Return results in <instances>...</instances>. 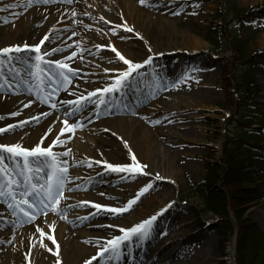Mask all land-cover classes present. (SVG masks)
Instances as JSON below:
<instances>
[{"label":"rangeland","instance_id":"rangeland-1","mask_svg":"<svg viewBox=\"0 0 264 264\" xmlns=\"http://www.w3.org/2000/svg\"><path fill=\"white\" fill-rule=\"evenodd\" d=\"M117 2L118 0H73L69 4L62 0H51L50 3L44 4L30 3L29 0H0V8L4 9L0 11V48L9 47L12 43L19 45L21 41L34 46L39 39L47 36L48 39L41 45V49L50 51L60 48L62 51L45 59L63 60L66 55L77 53L71 60L64 61L70 68L77 70L75 76L69 73L72 83L67 89L61 86L53 92L57 85L52 84L47 76L43 77L44 82L40 87L44 89L45 94L52 93L51 102L57 104L55 109L51 108L50 104H41L37 99L36 82L29 74L33 52L24 51L18 54L22 58H28L27 63L14 64V68L20 73L19 76L15 75L7 64L0 68V95L4 96L0 115H6L8 102L11 100L26 102L35 112L43 110L34 117L38 119L29 118L19 123L22 126L6 131L0 137V142L4 144L20 143L25 147H34L40 143L41 135L47 132L50 126L52 130L60 131L61 127H64V112L72 107L61 102L66 100V94L71 87L76 86L80 91H86L88 88L91 92L97 88L103 89L113 82L112 78L116 77L120 70L127 67L116 57L112 48L136 63L142 62L149 55L153 56L152 64L141 68L139 75L133 74L134 79L124 88L118 92L104 94L105 103L100 104L99 108L96 104L100 103L98 97L101 93H97V96L74 117H68L69 123L78 121L81 126L61 135L60 138L66 143L53 148L57 153L71 150L69 156L60 157L68 162L69 180L65 185L67 199H62L59 205L64 214L53 213L49 209L47 214L37 213L36 219L28 223L23 213L17 212L14 216L12 210L7 209V202H11L9 198H0V206L8 210L6 213L8 212L10 219L8 224L0 225V235L6 238V241L0 242V246H9L10 234L22 227L40 222L51 229L50 220L57 219L64 227H71L76 234H103L104 237L92 241V255L95 256L99 246L105 243L106 239L121 234L119 227L130 228L141 219L149 218L171 204V207H167L153 222L150 237L138 247H132V256L139 257L140 261L149 262L161 257V264H185L181 251L189 252L194 249L201 253L212 252L214 260L210 264H235L229 254L228 258H222L221 255V252L228 253L232 236L227 242L220 240L210 227L217 216L203 211V181L207 174L212 177L214 170V167L209 168L207 163L220 165L222 150L228 140L227 135L233 140L242 137L244 129L238 121L239 104L244 87L248 83L251 87H257L251 102L252 110L256 107L254 110L264 116V0H148L144 5L138 0H127L131 6L129 12L135 5L144 8L140 15L141 27L136 28V31L133 24L125 21L122 14L118 13L120 8L118 10ZM79 4L87 9L88 15L80 13L72 19V24L45 29L49 11L55 14L68 13ZM96 11L104 18L105 22L102 24L92 22ZM176 12L179 14H174ZM193 12L195 14H192ZM43 13H46L45 18L29 26L31 20H37ZM162 14L166 16L167 22L162 21ZM125 25H129L127 27L133 31H127ZM213 27L217 32L212 30ZM26 28L30 36L23 39ZM186 33L195 36L199 42H189ZM231 36L234 38L232 42ZM209 38L217 42L215 48L208 41ZM237 40L241 42V48L236 46ZM149 48L152 49L151 52L148 51ZM239 50H243L244 57H241ZM254 51V59L248 65L245 59ZM3 59L4 57L0 56V60ZM54 67L55 65H52V69ZM81 69H97L99 72L95 78H90ZM105 69L109 71L105 72ZM46 71L51 74V69L46 67ZM29 88L32 90L29 91ZM204 90L211 91L206 93L207 99L201 96ZM172 99L179 104L178 109L172 112L177 117V123L165 128H187L191 134L190 138H176L181 142L180 146L185 148L183 152L178 151V145H166L164 151L166 162L177 166L178 183L156 181L151 174L144 176L140 172L128 174L107 171L105 164L96 163L100 160L113 165H123L127 151L123 138L117 135L115 127L125 125L124 123L136 124L137 121H144L146 126H151L153 122L148 119L153 114V105L160 100L168 103ZM20 107L17 104L12 112H18V115L7 114L9 121L23 118L25 109ZM45 112L51 114L45 116ZM260 119L264 121V117ZM256 126L251 125L253 128ZM99 130L101 139L99 145L95 146L93 140L87 136L94 135ZM247 131L250 135H255V131ZM125 132L127 133V130ZM261 132L264 135V128ZM69 136L71 139H68ZM159 139H162L163 143L166 138ZM255 144L262 145L263 148L251 146ZM41 146L48 145L43 143ZM231 146L238 156H245L247 150H250L251 171L254 175L251 184L264 194V136L255 142L243 144L238 141ZM190 160L196 167L194 172L186 166L185 161ZM6 163L9 171L16 169L12 161ZM89 163L92 164L91 167L88 166ZM259 163L263 165L261 171L258 169ZM47 171L45 167L40 175L45 176ZM13 175L15 176L16 172H13ZM16 178L20 179L18 176ZM148 182H152L154 188L145 194L132 210L118 216L104 210L93 215L97 209L91 204L81 205V202L91 201L109 207L123 206ZM220 184L221 182H216L217 186ZM69 188L72 189L71 192L68 191ZM102 193L104 195H101ZM84 217L88 218L83 219ZM137 217H141L136 220L140 221L134 222ZM244 217L256 223L264 233V199L253 202L245 211ZM230 219L236 227L234 216H230ZM91 226L98 231L92 230ZM43 239L49 242L48 236L38 232L36 244H41ZM35 253L34 250L32 256L30 255L31 259ZM119 262L122 263L121 260Z\"/></svg>","mask_w":264,"mask_h":264},{"label":"snow or ice","instance_id":"snow-or-ice-1","mask_svg":"<svg viewBox=\"0 0 264 264\" xmlns=\"http://www.w3.org/2000/svg\"><path fill=\"white\" fill-rule=\"evenodd\" d=\"M29 2L48 4L51 0H29ZM62 2L70 4L73 0H62ZM139 3L144 5L145 0H139ZM3 10V8H0V11ZM174 14L178 15L179 13L176 12ZM192 14L195 13L193 12ZM73 15H76L75 11H73ZM84 15H88V13L85 12ZM101 19H103V17H101ZM117 27H119V25H117ZM125 28L129 32L133 31L131 28H128L127 25H125ZM73 35H75V33H73ZM137 35L139 34L137 33ZM47 39L48 37L45 36L44 39H41L40 42L34 46L24 44L23 46L15 45L0 48V56L4 57L3 60H0V68L7 64V66L15 72V75L19 76L20 73L19 71H16L14 64L17 62L27 63L28 58H22L21 55L18 54H22L24 51L33 52L34 56L30 58L33 63L30 65L31 71L29 74L36 82L37 99L41 104H50L51 108L55 109L57 104L56 102H51L52 93L45 94L44 89L40 87V85L44 82L43 77L47 76L48 80L51 81L52 84L57 85V88L52 90L53 92H56L61 86L67 89V86L72 83L69 73H71V76H75L77 70L70 68L64 61L71 60L77 55V53L73 52L70 56L65 57L63 60L52 61L50 59H45V57H51L54 53L62 51L60 48H53L50 51L42 50L41 45H43ZM111 50L115 52L116 57H118L124 65H127V67L120 70L118 75L112 78L113 82L105 86L103 89L97 88L95 91L89 92L87 96L80 95L75 100H65L61 102L65 105H71L72 107L70 110H66L64 112V127H61L60 135H57V138L53 139L51 144L46 147L41 146L48 134L52 132L51 126L41 137L40 143H37L34 147H25L20 143L8 145L0 142V198H9L11 202H7L6 207L7 209L12 210V215L15 216L17 212L23 213V216L26 218V222L31 223L36 219L37 213L44 212L47 214L49 209L53 213L64 214L63 209H61L59 205L62 199H67L65 196V185L69 180L67 175L68 162L67 160H61L60 157L69 156L71 150L68 149L57 153L53 151V148L57 145L66 143L65 140L60 138L61 135L72 132L75 128L81 126L78 121L69 123L68 117H74L76 113L85 108L86 104L90 102L93 97L97 96V93H101L98 97L100 103L96 104V107L99 108L100 104L105 103L104 94L120 91L129 81L134 79L133 74L139 75V70L141 68L145 65H150L153 62L152 55H149L142 62L136 63L126 59L115 48H112ZM148 51L151 52L152 49L149 48ZM52 65H55L54 69H52ZM46 67L51 69V74L46 71ZM108 71V69H105V72ZM25 83H27V81H25ZM173 86H175V82L173 83ZM31 90L32 89L29 88V91ZM28 106L29 104H25V107ZM18 114V112L12 113L14 116ZM50 114L51 113L48 112L43 113L45 116ZM0 119H3V117H0ZM20 126L22 125H9L7 129L0 127V133H5L10 129ZM68 139H71V136H69ZM125 146L127 147V142H125ZM129 152H131V149H129ZM131 158L133 163L136 165L135 167L132 165H113L100 160H97L96 163L105 164L107 171L128 174L140 172L144 176L150 175V173L145 171V169L149 167L148 165H140L137 162L135 155H132ZM9 160L16 165V169L9 171V166L6 163V161ZM41 162L43 166H41ZM88 166L91 167L92 164L89 163ZM45 167L48 171L45 176H41L40 174L44 171ZM13 172H16L15 176L13 175ZM17 176L20 177V179H17ZM164 179L165 177L159 174L155 176L156 181ZM153 188L154 184L152 182L146 183V185L139 188L136 195L133 198L128 199L123 206L109 207L91 201L81 202V205L84 203L91 204L92 207L98 210L96 213H92L93 215L99 214L100 210H104L112 215L118 216L124 212L132 210L141 198L145 194L149 193ZM68 191L71 192L72 189L69 188ZM101 195L104 194L102 193ZM69 207H75V205H69ZM167 207H171V204L166 205L164 209H161L159 212L130 228L119 227L118 231L121 234L113 235L111 238L106 239L105 243L99 246L98 251L95 256L91 258V260L96 261V264H118L123 256H130L132 247H138L144 240L150 237L153 222L159 215L167 210ZM87 218L88 217H84L83 219ZM109 227H111V225H109ZM36 230L40 231L39 228ZM49 239L51 238L49 237ZM57 264H59V262H57ZM86 264H89V262H86Z\"/></svg>","mask_w":264,"mask_h":264},{"label":"bare ground","instance_id":"bare-ground-1","mask_svg":"<svg viewBox=\"0 0 264 264\" xmlns=\"http://www.w3.org/2000/svg\"><path fill=\"white\" fill-rule=\"evenodd\" d=\"M147 1L148 0H145V2ZM130 7L131 6L128 5L127 0H118L117 2L118 10L120 8V12L118 13L122 14L125 21L133 24L134 31H136V28H139V26L141 27L140 15L144 8L135 5L129 12ZM73 11H75L77 15L80 13H85L87 9L82 4H79L76 9H73L68 13L59 12L58 14H55L52 11H49L48 24L47 26H45V29L47 28L46 30H48L52 27H64L65 25L72 24L71 21L75 17V15H73ZM46 13L41 14L37 20H31L29 26H32L33 24L37 23V21H40L42 18H45L44 15ZM101 17L103 16L99 11L94 12V15L92 16V22H95L96 24H102L105 21L104 18L101 19ZM165 17L166 16L164 14L161 15L162 21L167 22L168 20ZM28 36L30 35L26 28V34H23L22 37L24 39ZM186 37L187 40L192 44H197L199 42V40L196 39L195 36L189 33H186ZM41 39H39L37 42L39 43ZM76 41L78 42L79 40ZM24 44L26 43L21 41L19 45L23 46ZM15 45L18 44L12 43L11 46ZM81 71L85 74H88L87 77L90 78H95V75H97L99 72V70L97 69H81ZM143 89L144 92L145 88ZM89 92H91V90L88 88L86 89V91H80L78 87L73 86L66 94L65 99L75 100L80 95L87 96ZM210 92V90H204L201 96L204 99H207L205 95L206 93ZM3 99L4 96L0 95V105H2ZM17 104L19 107L21 106L23 109H25L24 113L26 114L20 120L9 121L7 119V114L12 113ZM25 104L28 103L23 101L19 102L15 100L9 101L6 115H0V117H3V119H0V127L7 129L9 125H19V123L24 120L26 121L29 118L37 117L43 111L42 109H40L35 112L30 105L28 107H25ZM178 105V102L173 99L168 103L166 101L160 100L156 104H154L151 108L153 114L148 119V121L153 122V125L151 126H146V124H144V121H137L136 124L124 123L125 125H118L115 127V132L117 133V135L123 138L124 146L125 142H127V147L125 146L127 155L123 160V165H132L133 167H135L136 165L133 163L131 158L132 155H135V157L137 158V162L140 165L149 166L147 169H145V171L150 173L152 177H155L157 174H159L165 177L164 180H166L167 182H179V172L177 166H175L173 163H167L166 159L164 158V151L166 150V145H178V151L183 152L185 148L180 146L182 144H180L181 142H178L176 138L183 136L189 137L191 135L190 130L187 128H165V126L173 124L176 125L177 117L174 116L172 112L178 109ZM124 129L127 130V133ZM59 133L60 131L52 130V132L48 134L44 143H46L47 145L51 144V141L53 139H56L57 135H60ZM4 134L5 133H0V137ZM43 135H41V137ZM157 137L166 138L165 141H163V143L165 144L162 143V139H159ZM87 138L93 140L95 146H98L99 140L101 139L100 130L94 135H88ZM129 149H131V152H129ZM185 152L187 151L185 150ZM185 163L190 171H196V167L192 160L185 161ZM6 211L8 210H6L5 207L0 206V225H6L10 222L8 212L6 213ZM2 212H5L6 214H2ZM140 218L141 217L135 218L134 222ZM139 221L140 220L136 222ZM49 225H51V229H49L48 225H46L45 227L43 223L36 222L34 225L25 226L18 231L12 232V234H10L11 238H9L11 244L7 247L0 246V264H57V262H59V264H86V262H89V264H96V261L91 260L94 255V244L92 241L96 238L104 237L103 234L97 232H90L88 233V236L83 234H76L73 233L71 227H64L61 223L58 222L57 219L50 220ZM37 228H39L40 231H37ZM91 228L94 231H98L97 228H93L92 226ZM38 232H43L44 235L50 237V244L47 239H43L41 244H36V235ZM1 241H6V238L0 235V242ZM232 246L233 244L232 242H230L227 253L229 254V256H231L232 253ZM32 250L36 251L33 259L30 258L32 256ZM181 255L184 256L185 264H210L211 261L214 260V254L212 252L201 253L198 250L194 249H191L189 252H185L183 250L181 251ZM229 256L224 255L222 256V258H228ZM121 261L122 263L118 262V264H161L163 260L161 261V257H159L157 260L151 259V261L147 262L142 260L140 261L139 257L137 256L126 255L121 258Z\"/></svg>","mask_w":264,"mask_h":264},{"label":"trees","instance_id":"trees-1","mask_svg":"<svg viewBox=\"0 0 264 264\" xmlns=\"http://www.w3.org/2000/svg\"><path fill=\"white\" fill-rule=\"evenodd\" d=\"M212 30L217 32L215 27ZM208 41L214 48L216 47V41L211 38ZM232 41H234L233 36H231ZM236 46L241 48V42L237 40ZM239 52L241 57L245 56L243 50H239ZM255 54L254 51L251 56L245 59L248 65L251 64ZM256 91L257 87H251L249 83L244 87V92L240 98V117L238 118L242 129H244L242 130V137L233 140L229 134L227 135L228 140L222 150L220 165L207 163V166L209 168L213 166L214 170L211 173L212 177L207 174L203 181L205 188L203 211L217 216L210 227L216 232L220 240L222 239L225 242L229 240L233 233L231 214L235 218L234 260L236 264H264V233L256 223L244 217V213L250 205L259 199H264V194L251 184L253 174L251 171L252 153L250 150H247L245 156H238L234 147L231 146L238 141L243 144H248L250 141L255 142L256 139H262L264 136L261 132L264 128V121L260 119L264 116L254 110L256 107H253L252 110L251 106ZM251 112H253V115H251ZM252 124H257V126L253 128L251 127ZM248 129L255 131V135H250ZM251 146L263 148L259 144ZM255 154L260 153L255 152ZM262 168L260 166L258 169L261 170ZM218 181L221 182L220 186L216 185Z\"/></svg>","mask_w":264,"mask_h":264}]
</instances>
